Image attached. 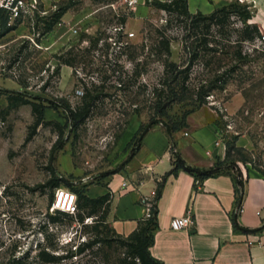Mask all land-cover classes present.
I'll return each instance as SVG.
<instances>
[{"label":"rangeland","instance_id":"1","mask_svg":"<svg viewBox=\"0 0 264 264\" xmlns=\"http://www.w3.org/2000/svg\"><path fill=\"white\" fill-rule=\"evenodd\" d=\"M68 1L39 0L29 20L0 21L7 68L0 75V240L17 256L29 251V264H128V247L119 239L128 235L108 219L111 195L104 194L92 216L94 207L80 196L121 168L158 120L152 121L153 89L165 58L159 41L171 38L169 59L178 70L191 67L192 86L212 81L219 87L203 102L174 103L170 118L153 125L185 119L180 130L190 132L191 117L213 123L226 148L234 141L243 147L220 171L264 177V28H246L248 4L256 14L249 0H192L191 14L225 10L215 19L227 16L224 25L210 27L202 15L180 13L182 3L173 14L154 4L173 0H80L56 19ZM213 46L224 52H210ZM90 100L89 116L75 126L69 108ZM32 101L45 106L38 127ZM55 177L61 180L52 187ZM72 205V217L52 221ZM143 226L155 230L153 222ZM97 236L107 240L91 244ZM44 247L62 258L41 263L35 255Z\"/></svg>","mask_w":264,"mask_h":264},{"label":"crops","instance_id":"2","mask_svg":"<svg viewBox=\"0 0 264 264\" xmlns=\"http://www.w3.org/2000/svg\"><path fill=\"white\" fill-rule=\"evenodd\" d=\"M253 21L264 28V0H249ZM192 0L189 8L192 11ZM189 131L153 125L119 169L94 185L89 195H111L108 219L120 235H130L156 209L151 252L165 264H264V177L233 171L202 177L176 167L208 170L226 158V145L213 123L187 121ZM186 132L188 134H186ZM159 191V195H157ZM191 208L190 230L171 228V220Z\"/></svg>","mask_w":264,"mask_h":264},{"label":"trees","instance_id":"3","mask_svg":"<svg viewBox=\"0 0 264 264\" xmlns=\"http://www.w3.org/2000/svg\"><path fill=\"white\" fill-rule=\"evenodd\" d=\"M77 1L80 0H69L65 6L59 8V12L55 14V18H59L64 14L69 8L74 6ZM181 4L182 12L185 16L191 17L193 15H202V18L204 20L209 21V25H224L225 20L227 19V16H223L220 20H215L217 15L220 14V12H225L224 9L217 10L211 15H203L201 12L197 14H191L188 7V0H173L169 3H161L159 1L154 2V4L157 7H162L165 10H167L170 14H173L176 12V10L179 7V4ZM251 4L247 5V14L245 16V22H246V28H252L255 33H259V24L256 22H252L254 16V11L250 10L249 6ZM0 21L1 26H5L7 24L8 18L5 14L0 13ZM47 29H51V24L48 26ZM252 37V36H251ZM160 42V52L165 58L163 59L164 64V73L162 77L160 78V82L156 84V86L153 89V116L152 121L155 119L163 121V119L170 118L169 116V108L176 102L183 101L185 99H193L196 98L197 100H200L201 102L204 101L205 97L210 94V91L212 89H215L219 86H215L212 84L213 82H205L200 83L199 85L192 86L190 84L189 78L191 74V67L183 68L178 70L177 64L175 62L170 61L169 56L171 55V38L168 36H162ZM210 52L218 53L224 52L222 48L219 47H211L209 48ZM223 76V75H222ZM217 81V80H214ZM229 81V78H224L222 80V86H225ZM24 103H27V101L23 100ZM33 107V112L36 114V122L35 127H38L45 119V106L37 103V102H28ZM93 105V101L90 100L87 105L84 108H78V109H70L69 108V118L74 122V125H80L82 122L85 121V119L89 116L91 111V106ZM171 132H175L180 130L183 126H186V120L184 119L182 122H174L173 125L169 126L166 124ZM233 150L241 151L243 150V147L236 146L235 141L232 144L227 145V151H226V159L230 158V155ZM224 160V161H225ZM224 161L218 162V164L215 167H212L208 170H198L193 169L190 167H187L185 163L180 159H176V167L177 168H185L188 171L191 172H198L202 177H208L212 176L218 172H220L222 168V163ZM60 178H53L50 181V184L52 187H57L60 182ZM242 179L238 178L237 185H242ZM157 195H159V191H157ZM81 199H83L86 204L92 205L94 208L88 212L89 216L94 215L96 212V206L103 202V200L106 198V195H102L99 197H90L86 195L85 193H82L80 196ZM80 206H84L80 203ZM79 221L83 222V216L79 214ZM59 216H68L72 217L71 213L64 211V210H57L55 214L51 215V219L53 222L57 221ZM101 221H97V223H100ZM149 222H153L155 228L157 226L156 222V209L155 207H152V216L151 218L147 219L143 223H141L138 228L128 235L126 238H119L123 241V243L128 247V256H129V262L128 264H165L161 260L157 259L153 256L151 252V246L153 243L154 238V232L153 229L150 230L147 226H143V224H148ZM107 239L100 238L97 236L96 240L92 241L91 244L95 243H102ZM90 244V245H91ZM6 242L0 240V264H29V251L25 254H22L20 256H17L14 253L13 248L11 246L5 247ZM81 250L73 251L70 256L76 255L75 253L80 252ZM10 256H8V253H10ZM35 257L41 262V263H55L60 258V256H57L56 254L52 253L48 248H41ZM67 257V256H66ZM69 257V256H68Z\"/></svg>","mask_w":264,"mask_h":264},{"label":"built area","instance_id":"4","mask_svg":"<svg viewBox=\"0 0 264 264\" xmlns=\"http://www.w3.org/2000/svg\"><path fill=\"white\" fill-rule=\"evenodd\" d=\"M39 9V0H0V13L7 16L10 24L19 21V23L29 20V17L34 15ZM264 41V35L262 36ZM5 45H0V75L5 73L7 68L2 57ZM186 134H188L186 132ZM76 205L69 206L67 211L71 214L75 213ZM148 218L152 216V206L148 209ZM194 224L192 209L189 208L187 213L182 216H177L171 220V228L175 230H190Z\"/></svg>","mask_w":264,"mask_h":264},{"label":"water","instance_id":"5","mask_svg":"<svg viewBox=\"0 0 264 264\" xmlns=\"http://www.w3.org/2000/svg\"><path fill=\"white\" fill-rule=\"evenodd\" d=\"M158 120H155L153 123H157ZM153 123H150L146 128L145 130L142 132L141 134V139L145 136V134L150 130L151 126L153 125ZM168 128V127H167ZM168 131L170 132L171 134V131L168 129ZM135 151V150H134Z\"/></svg>","mask_w":264,"mask_h":264},{"label":"bare ground","instance_id":"6","mask_svg":"<svg viewBox=\"0 0 264 264\" xmlns=\"http://www.w3.org/2000/svg\"><path fill=\"white\" fill-rule=\"evenodd\" d=\"M66 207V206H65Z\"/></svg>","mask_w":264,"mask_h":264}]
</instances>
